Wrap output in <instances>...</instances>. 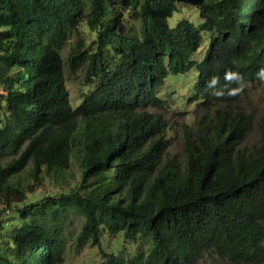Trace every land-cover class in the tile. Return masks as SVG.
Wrapping results in <instances>:
<instances>
[{
    "label": "trees",
    "instance_id": "16d2710c",
    "mask_svg": "<svg viewBox=\"0 0 264 264\" xmlns=\"http://www.w3.org/2000/svg\"><path fill=\"white\" fill-rule=\"evenodd\" d=\"M183 4L202 22L172 28ZM131 12L140 25L127 29ZM82 68L92 90L74 105L66 71ZM189 74L188 96H163L169 76ZM249 83L264 85V0H0V196L18 214L0 221V264H64L71 215L76 250L100 251V264H264V119L244 147ZM174 105L194 114L176 129L181 159L164 116ZM75 164L66 189L38 193ZM105 234L148 248L125 260Z\"/></svg>",
    "mask_w": 264,
    "mask_h": 264
},
{
    "label": "rangeland",
    "instance_id": "374dc122",
    "mask_svg": "<svg viewBox=\"0 0 264 264\" xmlns=\"http://www.w3.org/2000/svg\"><path fill=\"white\" fill-rule=\"evenodd\" d=\"M181 19H188L195 24H199L202 22L198 10L190 5L183 4L179 7V12L175 13V15L169 20V25L173 28L177 25L178 21ZM125 24L127 29H132L139 26V20L134 13H127ZM80 32L82 33L83 38L86 40L87 45L90 44L94 39V34L90 32L85 26L80 28ZM207 34L204 33V37ZM75 41V38L72 39L70 44H67L63 51V56L66 58L72 48V44ZM209 41V40H208ZM205 40L203 43V49L199 53V56H202L204 50L207 49L209 42ZM206 51V50H205ZM194 74V73H193ZM189 74L184 76V83L183 81H179L175 77L177 76H169L168 80L165 83V86L162 89V93H164V97H167L169 93L177 90L178 98H185L188 96V92L190 90L189 85L192 84V75ZM195 75V74H194ZM196 77V76H195ZM66 81H67V88L70 93V98L73 101V104L82 103V98L86 94H88L91 89H88L86 85V70L84 68L80 69L74 75H71L68 70L66 71ZM193 87V85H192ZM183 92H187L185 97H182ZM176 95V92H175ZM186 101V100H184ZM239 102L241 106L250 114L254 116V128L249 133L248 138L243 143L244 147H250L255 144H258L261 140V122L264 119V86L262 84H251L249 83L247 88L242 90L240 93ZM185 112L188 115L181 116L179 115L181 112V107L169 106L168 112L164 113L166 120L169 122L171 127L173 128L172 131L169 133L168 138L171 140L172 147H171V154L178 155L181 159L183 156L182 150V133L177 131V127L183 126L184 122L187 124H192L194 122L193 110L189 107ZM150 112L152 113H160L156 109L150 108ZM202 113V112H201ZM190 115V116H189ZM192 116V117H191ZM77 178H80V171L79 167L75 164L73 168L66 174L64 181L59 180L56 178H48L44 181V187H42L38 193L39 194H46L48 192H52L55 189V184L60 183V188H67L68 184H72L76 181ZM21 180L24 184H26V174L19 175L16 180ZM32 186V185H31ZM74 186V185H73ZM31 201V199H29ZM3 196H0V221L10 220L17 218L16 211L12 209H6L3 206ZM21 206H19L20 208ZM18 210V209H17ZM9 211V213H7ZM16 222V221H15ZM16 224V223H15ZM83 224V220L80 216H70V219L65 223L63 235L65 237L66 242V252L64 255V264H100L103 260L100 251H97L86 245L80 252L76 250V237L80 232L81 226ZM5 234V229L2 228L0 225V242L2 241V236ZM107 238H105V243L103 247L107 249L106 251L112 252V250H116L120 257L124 258L125 260H130L140 254L142 251H146L148 248L147 243L143 241H139L138 243L129 242L126 239H121V241L117 240L115 237L110 236L109 234H105ZM3 243V242H2ZM1 243V244H2ZM0 244V245H1ZM117 248V249H115ZM199 264H230L227 261L221 260L216 257L206 256L204 259L200 261Z\"/></svg>",
    "mask_w": 264,
    "mask_h": 264
},
{
    "label": "clouds",
    "instance_id": "9594fccd",
    "mask_svg": "<svg viewBox=\"0 0 264 264\" xmlns=\"http://www.w3.org/2000/svg\"><path fill=\"white\" fill-rule=\"evenodd\" d=\"M263 85V84H262ZM264 86V85H263ZM242 91V90H241ZM241 91L239 92V97H240V93H241Z\"/></svg>",
    "mask_w": 264,
    "mask_h": 264
}]
</instances>
